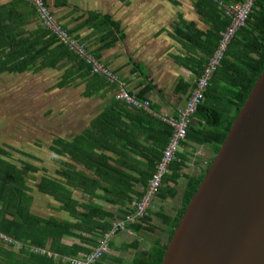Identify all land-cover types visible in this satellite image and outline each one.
Returning <instances> with one entry per match:
<instances>
[{
  "label": "trees",
  "instance_id": "trees-1",
  "mask_svg": "<svg viewBox=\"0 0 264 264\" xmlns=\"http://www.w3.org/2000/svg\"><path fill=\"white\" fill-rule=\"evenodd\" d=\"M44 1L46 3V0ZM60 1L65 2L66 0ZM191 1L196 13L205 20L209 28L200 30L193 22L185 21L184 29L178 28L180 36L185 39L188 37L187 40L197 45L203 52L208 53L207 51H209V55H211L217 45L220 32L229 23V18L220 7L219 2L230 3L243 0ZM13 6L17 8L14 12L11 10ZM48 8L53 13L49 6ZM85 16L82 24L100 31L104 47L111 46L115 41L123 38L119 23L113 21L110 16L91 11L87 12ZM56 18L69 34L78 37L73 34L75 29L66 27L57 16ZM104 18L107 19V23L104 21L106 25L103 22ZM35 19H37L35 9L26 0H11L9 3L0 4V73L23 74L27 71L37 72L46 68L61 69V64L59 66L61 61H70L73 67L75 64H83L84 69L88 71L86 73L91 72L88 63L84 60L81 61L68 46L58 43L50 30L40 23L32 30H25V25ZM100 19H103L102 22H99L101 25H95ZM10 30L12 31L10 32ZM108 33L114 37V40L112 38L109 40ZM94 56L98 57L96 54ZM263 68L264 0H254L245 25L239 28L232 38L220 66L206 88L204 101L194 114V117L198 118L202 125L200 123L195 126L190 125L185 138L197 143L209 144L214 157ZM71 72V69L66 68L62 77ZM63 83L65 82L62 79L59 86ZM117 111L119 115L131 117L129 119L131 123L119 121L117 115L115 119L112 118L113 114L106 110L95 116L81 134L70 141L57 140L56 137L52 139L51 150L56 153L59 151L61 155L70 159V162L60 159L62 166L56 171L65 181L41 175L34 186L29 185L28 175L38 172L39 166L26 161H22L21 165L17 164L11 160L6 146L0 145V233L6 235L11 241L0 239L10 244H7L10 247L22 244V248L16 256L25 253L28 259L33 262L53 264L54 260L51 256L35 252L33 248H42L57 255L79 256L91 250L83 244L95 246L102 233L110 228L111 225L108 223H96V227L89 226L91 227L89 228L85 220L92 217L73 211V208L77 207L79 203L71 198V192L67 185L83 186L91 184L92 181L96 188L102 189L105 194H112L117 201L124 203L126 200L132 202V195L137 194L135 183L142 182L143 179L148 181V175L155 170V163L160 159L162 150L171 135L172 127L141 109H136L135 112L126 109ZM145 121L147 123L142 125ZM146 125H156L165 130L163 142L154 141V144L161 148L160 151L157 147H146L145 141H141L143 134L148 135L143 130ZM146 136H144L145 140L148 139ZM54 144L56 146L59 144L61 149L57 150ZM98 148L112 151L115 157L112 158L102 152H97ZM136 154L143 155L147 162L135 163L134 156ZM72 161L80 163L93 173L89 176L83 170L77 169ZM210 162L198 176L186 178L181 207L171 221L168 240ZM181 167H183L182 161H173L169 172L163 178V183L176 184ZM136 173H139L141 179L135 177ZM35 191L61 201L62 208L79 215L78 221H59L52 217L45 218L32 213L30 206ZM141 195L137 194L136 196ZM168 195H172V193ZM93 208L100 210L99 207L94 206ZM162 218L165 219V217ZM132 225L137 226L136 223ZM83 231L88 232L90 236L83 235ZM64 236L78 238L81 244L74 243L70 247L61 249L57 243ZM166 245L167 243L160 244V241H156L150 250L138 253L133 264H160ZM2 251L12 252L9 249ZM12 254L15 255V252ZM6 264L10 263L6 262ZM58 264L60 263L58 262Z\"/></svg>",
  "mask_w": 264,
  "mask_h": 264
},
{
  "label": "crops",
  "instance_id": "crops-1",
  "mask_svg": "<svg viewBox=\"0 0 264 264\" xmlns=\"http://www.w3.org/2000/svg\"><path fill=\"white\" fill-rule=\"evenodd\" d=\"M10 1L0 0V4H6ZM46 3L66 27L76 30L73 34L78 35V37H73L84 45L89 54L106 66L115 78L124 84L130 94L138 99L150 101L153 113L144 109L141 110L159 120L161 116L176 115V110L185 103L196 77L199 76L210 56L209 51H207L208 53L203 52L197 45L187 40L188 37L185 39L180 36L178 28L183 30L185 21L193 22L196 28L200 30L209 28L205 20L196 13L191 0H66L65 2L46 0ZM16 9L15 6L11 8L13 12ZM89 11L110 16L113 21L118 22L123 38L115 41L111 46L104 47L100 31L97 28L92 29V27L82 24L86 18L85 14ZM102 20L97 21L95 25ZM104 21L107 23L106 18ZM38 23V19L31 20L25 25V30L34 29ZM104 25H106L105 22ZM108 35L109 40L114 38L110 33ZM94 54L98 57L96 58ZM60 64L61 69L46 68L37 71L43 73L46 82H49V78L55 77V80L52 81V89L58 90L60 101L69 100L67 102L73 106L71 112H58V123L63 126L62 131L61 125L57 127V140L70 141L81 134L95 116L106 110L113 114L112 118L115 119L119 116V121L131 123L129 120L131 117L119 115L117 110L126 109L135 112L138 108L115 99L114 95L118 90L117 82L102 74L86 73L87 69H84L83 64H75L74 67L70 61H61L59 66ZM66 68L71 69L72 72L62 77ZM15 74L17 73L2 72L0 78L10 79ZM62 79L65 83L59 86ZM146 123L145 121L142 125ZM199 123L202 125L198 118H192L191 126ZM69 130L72 131L71 135H68ZM143 130L148 133L147 136L143 134L141 140L142 142L145 141V146L157 147L160 151L161 148L156 146L154 141L157 140L162 143L165 138V130L156 125H146ZM144 136L148 139L145 140ZM58 149H61L59 144L57 145ZM96 151L112 158L115 157L112 151L105 148H98ZM57 156H59L57 158L59 164L57 170L62 166L60 159L70 162V159L61 155L59 151H57ZM212 158L213 151L209 144H201L185 138L181 142L174 160L183 162L176 184L167 185L163 183L142 221L136 223L137 226L131 224L119 230L112 238L108 251L96 264H133L138 253L150 250L156 241H160V244H166L171 221L181 207L186 178L198 176ZM134 160L135 163L147 162L146 158L139 154L134 156ZM72 163L77 169L83 170L89 176L93 173L80 163L75 161ZM152 173H148V179ZM54 177L60 181H65L57 173ZM135 177L139 178V173H136ZM93 183L91 181V184L83 186L67 185L71 192V198L79 203L77 207L73 208V211L92 217L85 220L88 227H96L97 224L102 223L111 225L112 220L131 211L140 197L136 195L143 194L147 179L135 183L137 194L132 195V202L126 200L124 203L117 201L112 194H105ZM169 193L172 195H168ZM61 204V201L35 191L30 209L32 213L45 218L52 217L59 221L69 222L78 221L79 215L62 208ZM94 206L99 207L100 210L93 208ZM103 212L106 214L104 215ZM162 217L165 219L163 220ZM75 232L79 233L78 231ZM82 234L90 236L88 232L83 231ZM74 243L81 244L78 238L64 236L60 238L57 244L61 249H65ZM7 244L0 239V264H6V262L10 264H44L39 261H31L25 253L16 256L22 248L21 243L12 247ZM83 245L90 249L96 246ZM46 248L49 247L46 246ZM7 249L15 252V255L12 252L2 251ZM85 254L79 256L59 255L60 258L58 259L52 257L53 264H58V262L70 264L67 260H62L61 257H81Z\"/></svg>",
  "mask_w": 264,
  "mask_h": 264
},
{
  "label": "water",
  "instance_id": "water-1",
  "mask_svg": "<svg viewBox=\"0 0 264 264\" xmlns=\"http://www.w3.org/2000/svg\"><path fill=\"white\" fill-rule=\"evenodd\" d=\"M160 264H264V68L179 217Z\"/></svg>",
  "mask_w": 264,
  "mask_h": 264
},
{
  "label": "built area",
  "instance_id": "built-area-1",
  "mask_svg": "<svg viewBox=\"0 0 264 264\" xmlns=\"http://www.w3.org/2000/svg\"><path fill=\"white\" fill-rule=\"evenodd\" d=\"M26 1L35 9L39 23L50 30L58 43L68 46L74 54L88 63L91 72L105 75L112 81L117 82L118 90L114 95L116 100H121L130 106L153 113L150 101L146 99H138L130 94L126 90L124 84L118 81L106 66L89 54L84 45L79 43L62 27L44 0ZM253 2L254 0H243L241 2L230 3L219 2L225 15L229 18V23L220 32L217 45L202 68L201 73L196 78L185 103L176 110L175 116H161V120L172 127V132L166 146L162 150L160 159L157 161L155 170L147 181L143 194L136 201L131 211L112 220L110 228L102 233L98 244L88 253L81 257H61L62 260H67L70 264H96L102 258L104 253L108 251L112 238L119 230L128 225L139 223L145 217L162 186L163 178L169 172V167L176 158L180 144L186 137L187 130L192 123V118L194 117L198 106L204 101V93L210 80L220 66L235 33L239 28L245 25ZM0 238L9 242L11 241L10 238L2 233H0ZM33 250L35 252L45 253L47 256H51L54 259L60 258L56 253L42 248L34 247Z\"/></svg>",
  "mask_w": 264,
  "mask_h": 264
},
{
  "label": "rangeland",
  "instance_id": "rangeland-1",
  "mask_svg": "<svg viewBox=\"0 0 264 264\" xmlns=\"http://www.w3.org/2000/svg\"><path fill=\"white\" fill-rule=\"evenodd\" d=\"M37 73L27 71L10 79L0 78V145L6 146L11 160L17 164L30 161L39 166L38 172L28 175L31 186L42 174L56 175L59 156L51 146L59 125L62 131L58 112L73 110L69 100L60 101L58 90L52 89L55 77L46 82L43 73Z\"/></svg>",
  "mask_w": 264,
  "mask_h": 264
}]
</instances>
